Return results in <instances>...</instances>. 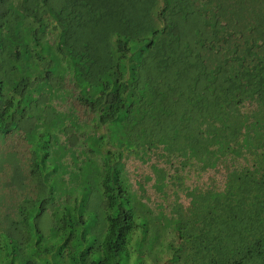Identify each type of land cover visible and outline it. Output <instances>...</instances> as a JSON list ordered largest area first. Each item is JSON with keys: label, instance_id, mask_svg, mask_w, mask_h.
<instances>
[{"label": "trees", "instance_id": "1", "mask_svg": "<svg viewBox=\"0 0 264 264\" xmlns=\"http://www.w3.org/2000/svg\"><path fill=\"white\" fill-rule=\"evenodd\" d=\"M61 260L264 264V0H0V264Z\"/></svg>", "mask_w": 264, "mask_h": 264}, {"label": "rangeland", "instance_id": "2", "mask_svg": "<svg viewBox=\"0 0 264 264\" xmlns=\"http://www.w3.org/2000/svg\"><path fill=\"white\" fill-rule=\"evenodd\" d=\"M64 0H54L55 5H60ZM133 165L136 167V171L138 172H144V173H149L147 165H141L138 161H135V163H133ZM130 166H129V170H130ZM192 180V179H191ZM153 191V190H152ZM151 190H148V193H150V197L154 196L156 197V193L152 192ZM171 199V198H169ZM178 200L180 203H182L183 205L186 203V199L184 198V194L182 192L178 193ZM62 262L59 261V264H65L64 260H61Z\"/></svg>", "mask_w": 264, "mask_h": 264}]
</instances>
